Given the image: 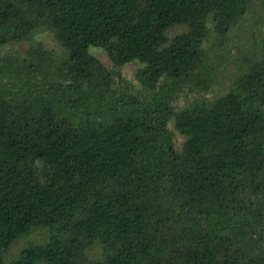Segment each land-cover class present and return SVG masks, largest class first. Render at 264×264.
<instances>
[{"label":"trees","instance_id":"obj_1","mask_svg":"<svg viewBox=\"0 0 264 264\" xmlns=\"http://www.w3.org/2000/svg\"><path fill=\"white\" fill-rule=\"evenodd\" d=\"M252 2L0 0V47L28 43L0 55V264H264V49L223 94L172 106L184 84L210 91L203 45ZM91 46L139 62L142 89Z\"/></svg>","mask_w":264,"mask_h":264},{"label":"rangeland","instance_id":"obj_2","mask_svg":"<svg viewBox=\"0 0 264 264\" xmlns=\"http://www.w3.org/2000/svg\"><path fill=\"white\" fill-rule=\"evenodd\" d=\"M186 26L177 25L169 28L166 32L168 38L176 34L184 32ZM39 40L53 59H59L63 54L62 48L54 40L49 32H39L35 36ZM28 47V43L20 42L15 44H7L0 47V55L4 54H20L23 55ZM203 47L209 51V63L215 67L212 73H215L210 91L200 90L195 83H187L179 87L173 94L172 106L179 109L187 106L193 101L213 98L223 94L225 88L234 79L236 72L249 59H252L254 53H260L264 49V0H253L250 10L224 35H209L208 40ZM89 52L110 71L114 72L116 84L121 82L122 86H134V90H141L142 87L135 79V71L141 67L139 62L133 61L124 64L119 69L113 66V63L107 56V53L98 47H89ZM142 94H146L142 91ZM169 128L174 132V143L179 148L182 143L180 136L169 123ZM42 231H34L28 238L22 239L13 244L5 253L4 259L9 262L15 258L20 248L29 240L36 241L41 239ZM99 246L94 245L87 250L90 259L98 257Z\"/></svg>","mask_w":264,"mask_h":264}]
</instances>
